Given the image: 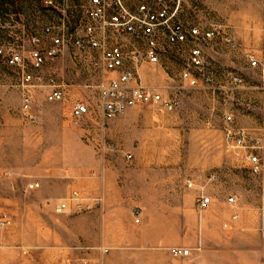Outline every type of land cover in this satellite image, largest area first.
Listing matches in <instances>:
<instances>
[{
    "label": "rangeland",
    "instance_id": "rangeland-1",
    "mask_svg": "<svg viewBox=\"0 0 264 264\" xmlns=\"http://www.w3.org/2000/svg\"><path fill=\"white\" fill-rule=\"evenodd\" d=\"M46 8L44 0H0V217L11 218L8 226H0V264H43L52 230L78 238L70 248L81 253L91 249L81 243L88 237L108 242L145 236L156 243L141 246L171 257H176L172 247L189 248L193 264H264V169L254 174L243 149L231 147L222 128L224 115L231 113L234 125L264 138L263 77L248 65V55H259L264 44V0H184L177 22L228 33L238 45L228 46L220 34L202 42L213 80L198 86L181 76L184 69L193 70L192 41L170 45L159 39V61L153 63L143 57V39L123 36L128 50L130 42L139 44L137 81L179 103L173 110L138 104L104 127L98 85L116 72L77 63L73 49L74 63L31 66L29 52L37 47L31 38L43 37L40 33L56 23L49 21ZM14 53L24 56L23 66L8 62ZM26 72L40 78L31 88L35 123L21 113L20 82ZM235 74L241 83L233 81ZM50 78L65 91L60 101L46 98ZM76 101L91 109L80 121L70 115ZM102 158L113 169L109 183L95 171V161ZM33 181L40 185L29 189ZM107 185L114 206L104 209ZM75 189L88 200L100 191L103 202L80 211L71 203L67 212H55L54 204ZM202 194L210 202L199 208ZM231 195L236 203L228 201ZM101 246L109 251L112 245Z\"/></svg>",
    "mask_w": 264,
    "mask_h": 264
},
{
    "label": "built area",
    "instance_id": "built-area-1",
    "mask_svg": "<svg viewBox=\"0 0 264 264\" xmlns=\"http://www.w3.org/2000/svg\"><path fill=\"white\" fill-rule=\"evenodd\" d=\"M85 7L86 18H76L72 11L76 7L74 0H44L47 8L56 10L59 15L56 23L45 29L49 35L51 44L39 47L43 41L40 35H34L31 41L37 46L30 50L29 57L33 69H41L45 63L57 58L66 48L80 51L92 50L99 53L98 57L92 56L91 65L102 67L104 70L114 71V77L98 85L100 95V107L98 116L100 126L104 127L108 121L123 113L127 108L144 103H160L168 110L177 107V97L167 98L161 92L153 90L137 81V65L141 59L136 48L128 50L122 42L110 41L108 35L127 36L141 38L145 42L143 57L149 62L159 61V39L165 38L170 45L184 44L192 41L190 49L189 67L182 71V78L191 86H198L200 82L213 80L212 74L206 71V57L202 46L203 41L214 39L220 34L222 40L230 47L238 45L235 39L228 33L208 29L202 31L198 26L185 28L177 19L183 11L184 0H87ZM248 65L256 68L263 77L261 89L264 93V44L260 54H249ZM8 62L23 66L25 58L20 53L10 54ZM33 73L26 72L21 78L22 87V117L29 123H35L37 114L32 109L33 94L31 88L38 85ZM233 81L241 83L240 75H232ZM49 91L46 98L48 101H60L64 98L63 87L56 83L54 78L49 79L47 84ZM91 109L87 102L76 101L72 104L70 115L74 121H80L87 117ZM223 133L235 149H243L244 158L249 163L250 170L254 174H260L264 169V138L260 135L251 134L246 127L233 124V115H224ZM131 160L132 154L126 155ZM40 182L33 181L28 184L29 189L37 188ZM189 187L193 186L188 181ZM86 197L77 189L54 204L57 213L67 212L71 209V203L75 210L84 208L91 209L103 202V194L93 198L94 204H86ZM230 203H236L233 195L228 197ZM210 202L208 195L202 194L198 200V207L203 208ZM264 220V206L261 207ZM237 219L238 214L234 213ZM136 221H139L136 218ZM11 223L7 213L0 217V226L5 227ZM171 253L176 256H188L190 249L182 246H174ZM105 251H108L105 249ZM27 253V251H24Z\"/></svg>",
    "mask_w": 264,
    "mask_h": 264
},
{
    "label": "crops",
    "instance_id": "crops-1",
    "mask_svg": "<svg viewBox=\"0 0 264 264\" xmlns=\"http://www.w3.org/2000/svg\"><path fill=\"white\" fill-rule=\"evenodd\" d=\"M74 4L76 7L73 8L72 11L76 14V18H86L84 9L87 6L88 1L74 0ZM45 11L50 22L57 20L59 13L56 10L46 8ZM40 34L43 36L44 41L38 45L39 47H46L47 45L51 44L49 35L44 33V31ZM107 37L110 39V41H118L123 43V36L108 35ZM160 39L165 41L164 37H161ZM138 46L139 44L136 43L135 45L133 42H130V46L127 45L126 47L129 49H137ZM73 50H76L74 53H76L78 57L77 63H90L92 56H99V53L93 52L92 50ZM71 51L72 50L69 48L64 49V51L60 54L62 58H57L54 61L52 60L50 63H74L71 60ZM95 164L98 166L95 170L97 175L101 176L102 179L104 178L103 180L106 178V183H109L113 174V169L111 168L110 163L102 158L95 161ZM93 181L96 183V180L93 179ZM107 187L105 201L101 206L104 209L114 206L113 199L111 197L112 193L110 186L107 185ZM92 193L93 195L90 196L91 198L89 200L86 198L84 199L86 204H94L93 198L101 194L100 191L96 192V190ZM99 210L100 209L96 210L94 213L100 212ZM49 241L52 245L51 251L45 254L43 264H193V258L190 257L192 254L190 256L171 257L160 248L141 246L156 243L154 239H150L145 236H118L114 240L108 242L99 236L88 237L84 242H81L91 245V249L87 253H81L76 249L73 250L70 248V244L79 243L78 238L68 237L64 234L60 236L55 230H52ZM107 243L111 244L112 246L111 250L108 247L109 251L105 252L104 249L107 247H103L101 245ZM120 244H127L131 246L125 248L119 246L116 247L118 249L113 250V245ZM83 260L87 261V263H83Z\"/></svg>",
    "mask_w": 264,
    "mask_h": 264
}]
</instances>
